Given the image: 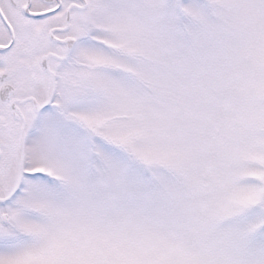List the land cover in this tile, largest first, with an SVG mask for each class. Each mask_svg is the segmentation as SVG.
Segmentation results:
<instances>
[{
  "label": "snow or ice",
  "instance_id": "6c2138e0",
  "mask_svg": "<svg viewBox=\"0 0 264 264\" xmlns=\"http://www.w3.org/2000/svg\"><path fill=\"white\" fill-rule=\"evenodd\" d=\"M0 264H264V0H0Z\"/></svg>",
  "mask_w": 264,
  "mask_h": 264
}]
</instances>
